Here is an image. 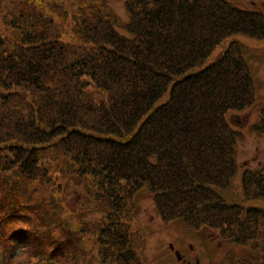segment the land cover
<instances>
[{
    "label": "trees",
    "instance_id": "16d2710c",
    "mask_svg": "<svg viewBox=\"0 0 264 264\" xmlns=\"http://www.w3.org/2000/svg\"><path fill=\"white\" fill-rule=\"evenodd\" d=\"M42 1L37 31L0 35V160L30 181L47 177L48 162L100 179L91 199L106 215L79 233L97 239L101 264H144L131 224L147 197L164 222L210 230L239 264H260L263 209L220 192L238 172L228 116L256 103L235 38L264 41V13L228 0H127L122 24L102 0ZM242 187L245 201L264 199V168L246 169Z\"/></svg>",
    "mask_w": 264,
    "mask_h": 264
},
{
    "label": "rangeland",
    "instance_id": "374dc122",
    "mask_svg": "<svg viewBox=\"0 0 264 264\" xmlns=\"http://www.w3.org/2000/svg\"><path fill=\"white\" fill-rule=\"evenodd\" d=\"M102 1L122 24L128 22L127 0ZM228 1L240 8L264 13V8H257L252 3L254 0ZM63 2L69 7L67 0L53 3ZM46 4L48 1L42 0H0V15L8 16L0 19L1 37L20 42L22 30L37 31L34 18ZM58 20L55 16V21ZM69 22L70 18L65 27ZM117 30L127 35L123 26ZM62 39L76 42L72 41L71 33L62 34ZM235 40L241 43L243 56L249 64L256 103L251 109L228 116L233 130L239 134L236 147L238 172L230 187L220 193L232 205L244 204L264 211V199L245 201L242 187V173L246 169L260 172L264 168V135L253 128L264 118V41L247 37H236ZM228 45L229 42L219 47L213 57L223 53ZM46 164L49 165L47 177L30 181L10 169L5 160H0V227L3 228L0 229V264H101L97 239L84 231L79 233L81 228H88L106 215L91 199L103 192L100 179L88 177L86 184L76 176L67 175L66 162ZM137 209L131 226L135 246L144 264L241 263L237 249L224 245L216 233L194 231L181 222H164L152 198L140 200ZM72 231L77 235L74 240L69 239ZM22 233L28 240L27 237L22 239ZM67 247L70 251H65L62 259L59 250ZM260 248L263 250L260 251L263 256L260 264H264V241Z\"/></svg>",
    "mask_w": 264,
    "mask_h": 264
},
{
    "label": "flooded vegetation",
    "instance_id": "af4514ba",
    "mask_svg": "<svg viewBox=\"0 0 264 264\" xmlns=\"http://www.w3.org/2000/svg\"><path fill=\"white\" fill-rule=\"evenodd\" d=\"M252 3L257 5V8H264V0H254ZM191 264V263H189ZM195 264H199L198 262Z\"/></svg>",
    "mask_w": 264,
    "mask_h": 264
}]
</instances>
